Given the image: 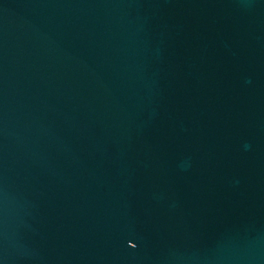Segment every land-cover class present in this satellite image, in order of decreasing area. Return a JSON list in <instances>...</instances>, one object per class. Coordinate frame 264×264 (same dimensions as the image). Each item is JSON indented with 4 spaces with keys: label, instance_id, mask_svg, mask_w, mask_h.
<instances>
[{
    "label": "water",
    "instance_id": "95a60500",
    "mask_svg": "<svg viewBox=\"0 0 264 264\" xmlns=\"http://www.w3.org/2000/svg\"><path fill=\"white\" fill-rule=\"evenodd\" d=\"M0 264H264V0H0Z\"/></svg>",
    "mask_w": 264,
    "mask_h": 264
},
{
    "label": "snow or ice",
    "instance_id": "6c2138e0",
    "mask_svg": "<svg viewBox=\"0 0 264 264\" xmlns=\"http://www.w3.org/2000/svg\"><path fill=\"white\" fill-rule=\"evenodd\" d=\"M133 247H135V245H133Z\"/></svg>",
    "mask_w": 264,
    "mask_h": 264
}]
</instances>
